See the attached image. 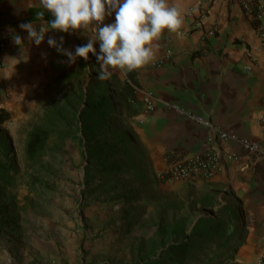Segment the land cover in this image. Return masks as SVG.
I'll return each mask as SVG.
<instances>
[{
  "label": "crops",
  "instance_id": "obj_1",
  "mask_svg": "<svg viewBox=\"0 0 264 264\" xmlns=\"http://www.w3.org/2000/svg\"><path fill=\"white\" fill-rule=\"evenodd\" d=\"M252 2L264 6V0H168L169 6L182 13L180 31H165L153 43L152 62L131 72L136 82L129 79V73L117 70L108 78L114 80L120 95L122 84L129 81L139 100L123 127L132 138L136 161L143 166V179L136 180L141 186L137 185L139 197L134 199L133 207L143 221L150 222L135 232L140 238L136 242L150 240L163 227L176 235L177 239L169 243L179 241L180 227L190 230L199 217L215 215L212 212L231 220L221 209L232 207L244 214L247 235L231 261L257 264L264 257V164L236 139L222 141L227 157L223 170L212 179L162 180L159 176L167 165V155L201 150L214 134L213 129L189 119L174 105L264 146V46L260 35L264 21L251 17ZM37 12H44V16L37 17ZM53 18L40 0H0V43L8 41L7 48L0 51V108L12 115L36 111L41 102L49 101L45 112L100 71L96 56L90 53L89 69L79 78H68L81 68L83 58L68 63L67 56L47 43L49 37L58 43L63 37V47L75 53L77 46L88 42V35L95 37L94 32L49 30L37 46L20 28L23 23H33L39 30L41 23ZM114 22V13L106 17L105 23ZM15 34L23 39V50L13 42ZM94 46L99 52V41ZM72 83L76 85L72 91L64 96L57 94L60 86ZM147 92L155 100L150 114L143 112ZM191 207L202 208L207 214L198 215L189 228L181 221L170 224L177 214L187 215ZM168 215L173 220L167 219Z\"/></svg>",
  "mask_w": 264,
  "mask_h": 264
},
{
  "label": "rangeland",
  "instance_id": "obj_2",
  "mask_svg": "<svg viewBox=\"0 0 264 264\" xmlns=\"http://www.w3.org/2000/svg\"><path fill=\"white\" fill-rule=\"evenodd\" d=\"M109 81L113 93H118L114 80ZM74 86L62 85L57 94L64 96ZM47 104L49 101L41 102L36 111H21L0 124L12 141L20 169L17 185L0 189V264H127L131 259L156 255L167 242L176 240L171 229L163 227L150 240L136 242L140 238L135 232L150 224L133 207L134 199L139 197L137 185L141 184L133 175L105 185L96 184L94 177L90 179L92 184L88 182L87 160L78 138L64 144L51 141L49 153L34 168L28 166L26 137ZM127 118L128 113L123 112L117 125L124 127ZM97 171L93 168V173ZM200 214H207L206 210L191 207L187 215L177 214L174 220L168 215L167 219L173 220L170 224L185 222L189 228ZM238 225L234 247L239 248L247 235L244 214ZM232 256L212 264H237L231 261ZM43 257L50 260L44 262Z\"/></svg>",
  "mask_w": 264,
  "mask_h": 264
},
{
  "label": "trees",
  "instance_id": "obj_3",
  "mask_svg": "<svg viewBox=\"0 0 264 264\" xmlns=\"http://www.w3.org/2000/svg\"><path fill=\"white\" fill-rule=\"evenodd\" d=\"M90 60L89 54V59L85 62L83 59L81 68L68 78H79L89 69L87 66ZM97 76L91 74L87 81L79 84L64 100L49 107L38 124L28 132L26 157L29 167L34 168L49 153L51 141L64 144L68 139L78 138L87 160L88 182L91 183L90 179L94 177L98 181L96 184L105 185L125 175H133L135 180L143 179V166L136 161L132 138L116 123L123 112L136 111L134 104L139 101L136 90L126 81L121 86V96L115 101L119 93H113L108 78L100 80ZM128 76L136 82L133 74L129 73ZM11 117L10 111L0 108V124ZM93 168L98 169L97 174L93 173ZM19 173L12 141L0 129V189L15 187ZM221 210L230 215L231 220L224 215L201 216L190 230L184 226L177 230L179 241L163 246L152 257L140 258L127 264H212L233 255L238 248L234 247V243L238 238L241 214L232 207ZM230 221L233 224L232 232H229Z\"/></svg>",
  "mask_w": 264,
  "mask_h": 264
},
{
  "label": "clouds",
  "instance_id": "obj_4",
  "mask_svg": "<svg viewBox=\"0 0 264 264\" xmlns=\"http://www.w3.org/2000/svg\"><path fill=\"white\" fill-rule=\"evenodd\" d=\"M40 4L54 17L39 25L23 23L20 28L28 33V40L39 46L49 30L64 33L94 32L88 42L77 46L75 53L63 47L60 42L49 37L47 43L68 57L74 64L78 57L89 59L96 56L100 71L97 78L105 80L113 70L131 73L144 69L154 59L153 43L162 34L178 33L183 25L181 11L169 6L168 0H40ZM115 14L114 23H105L106 17ZM43 17L44 12H37ZM99 41V52L95 43ZM13 42L22 50L24 41L19 34ZM46 57V54H42Z\"/></svg>",
  "mask_w": 264,
  "mask_h": 264
},
{
  "label": "built area",
  "instance_id": "obj_5",
  "mask_svg": "<svg viewBox=\"0 0 264 264\" xmlns=\"http://www.w3.org/2000/svg\"><path fill=\"white\" fill-rule=\"evenodd\" d=\"M249 13L252 18L258 21H264V6L259 2H252L249 6ZM264 46V30L260 32ZM8 41L2 40L0 51L7 48ZM145 114H150L155 108L154 97L151 92H147L143 99ZM174 108L185 114L189 119L210 127L214 134L209 139L205 148L188 153L180 154L175 157L166 156L167 165L159 173L162 180H196L197 178L212 179L224 168V160L227 157L222 148L223 140L236 139L242 147L257 156L264 164V146L247 138H241L232 132L223 130L214 126L210 120L200 114L185 109L180 105H174ZM264 122V115L262 117ZM257 264H264V257L258 259Z\"/></svg>",
  "mask_w": 264,
  "mask_h": 264
}]
</instances>
